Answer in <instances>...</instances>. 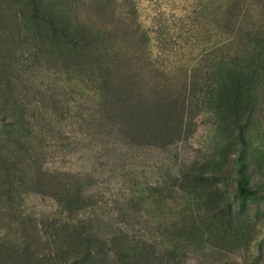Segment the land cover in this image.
<instances>
[{
  "label": "rangeland",
  "instance_id": "1",
  "mask_svg": "<svg viewBox=\"0 0 264 264\" xmlns=\"http://www.w3.org/2000/svg\"><path fill=\"white\" fill-rule=\"evenodd\" d=\"M0 264H264V0H0Z\"/></svg>",
  "mask_w": 264,
  "mask_h": 264
},
{
  "label": "trees",
  "instance_id": "2",
  "mask_svg": "<svg viewBox=\"0 0 264 264\" xmlns=\"http://www.w3.org/2000/svg\"><path fill=\"white\" fill-rule=\"evenodd\" d=\"M226 4V3H225ZM223 4V5H225ZM232 40V35L228 34V35H225V36H222L219 43L223 44L224 43H228V42H231ZM239 134H240V137L244 138V127L243 125H241L239 127ZM240 191L243 195H256V189L255 188H252V187H249L246 183L245 185H240Z\"/></svg>",
  "mask_w": 264,
  "mask_h": 264
}]
</instances>
